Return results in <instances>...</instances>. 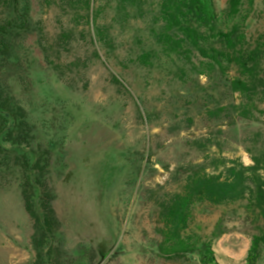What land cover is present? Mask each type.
Masks as SVG:
<instances>
[{
	"label": "rangeland",
	"instance_id": "rangeland-1",
	"mask_svg": "<svg viewBox=\"0 0 264 264\" xmlns=\"http://www.w3.org/2000/svg\"><path fill=\"white\" fill-rule=\"evenodd\" d=\"M215 3L221 11L227 0ZM30 5V30L16 41L12 59L24 71L16 94L34 120L44 110L41 128L62 118L59 101L70 118L66 128L53 122L55 132L46 133L47 141L63 131L67 136V169L51 180L65 241L63 263L201 264L197 254L168 260L161 253L159 203L178 192L186 172L198 167L214 175L244 169L254 178L245 188L263 184L264 101L248 108V121L229 120L244 110L246 100L231 93L225 81L195 76L180 82L166 58L150 69L129 61L151 42L144 21L117 32L116 59L107 61L101 49L98 60L87 33L79 34L86 28L82 20L53 3L30 0ZM257 8L247 26L252 38L264 32V0H257ZM70 28H76V38L63 48L59 35ZM220 108L218 118L211 114ZM256 157L261 164L254 174L248 168L256 166ZM2 181L0 176V264H32L33 226L21 190ZM236 207L204 203L193 211L194 231L210 238L222 232L212 243L218 264L246 263L251 231L246 214ZM257 264H264V248Z\"/></svg>",
	"mask_w": 264,
	"mask_h": 264
},
{
	"label": "trees",
	"instance_id": "trees-1",
	"mask_svg": "<svg viewBox=\"0 0 264 264\" xmlns=\"http://www.w3.org/2000/svg\"><path fill=\"white\" fill-rule=\"evenodd\" d=\"M40 1L56 4L82 20L86 28L79 34L87 33L98 60L101 49L106 50L107 61L116 59L117 32L130 29L134 21H144L151 42L144 44L141 53L129 61L150 69L166 58L171 63L170 74L180 82H191L195 76L225 81L231 93L246 100L247 107L237 117L228 116L229 120L235 117L237 121H248V108L264 101V32L257 38L247 33L248 21L256 19L257 0H227L221 11L215 0ZM31 11L30 0H0V176L2 183L15 182L21 190L24 209L33 226L32 264H64L65 241L62 222L54 207L57 193L51 180L53 175L67 169L64 149L67 136L63 131L61 137L53 135L47 141L46 133L55 132L53 122L66 128L70 118L66 105L59 101L62 118L57 122L51 118V126L46 128L43 124L41 128L44 110L34 120L16 94L17 87H22L24 71L23 66L14 64L19 61L12 59L16 57V41L29 33ZM76 35V28L64 29L58 41L64 48ZM43 51L49 57L46 49ZM51 66L58 75L65 76L61 67L55 63ZM112 78L122 85L118 76L114 74ZM221 112L222 108L211 114L218 118ZM253 161L256 166L248 170L256 174L261 158ZM185 175L180 190L159 203L162 224L158 229L162 238L159 249L164 257L180 260L197 254L201 264H218L212 243L222 232H213L210 238L194 231L190 224L196 205L227 204L246 214L251 244L245 264H257L264 248V183L256 184L252 190L245 188L246 182H253L254 178L246 177L244 169L235 167L220 175L198 167Z\"/></svg>",
	"mask_w": 264,
	"mask_h": 264
}]
</instances>
